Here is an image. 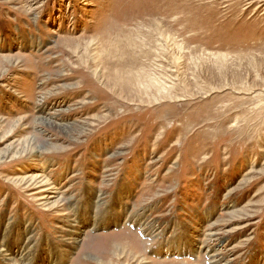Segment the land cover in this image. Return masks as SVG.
Listing matches in <instances>:
<instances>
[{
    "label": "rangeland",
    "instance_id": "374dc122",
    "mask_svg": "<svg viewBox=\"0 0 264 264\" xmlns=\"http://www.w3.org/2000/svg\"><path fill=\"white\" fill-rule=\"evenodd\" d=\"M0 264H264V0H0Z\"/></svg>",
    "mask_w": 264,
    "mask_h": 264
}]
</instances>
